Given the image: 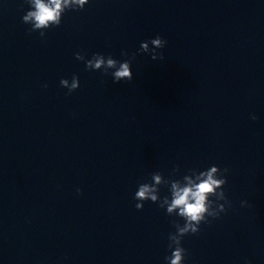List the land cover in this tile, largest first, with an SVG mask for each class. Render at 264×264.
<instances>
[{
    "label": "clouds",
    "instance_id": "clouds-1",
    "mask_svg": "<svg viewBox=\"0 0 264 264\" xmlns=\"http://www.w3.org/2000/svg\"><path fill=\"white\" fill-rule=\"evenodd\" d=\"M77 3L81 7L86 3V0H65V3ZM37 12L36 13H29L28 16L23 17L25 21L29 18L34 17L37 24L36 26L39 27L40 25L46 24L49 20H55L58 15V10L61 6V0H51V4L54 7H50L45 5L42 0H35ZM162 37L157 36V38L152 41L155 45L160 46ZM164 40V39H163ZM165 43H167L164 40ZM146 49V44L144 45ZM160 59H163V54L161 53ZM92 61H88V66H92ZM103 63V59L99 58L95 61V67L99 68L100 65ZM115 61L112 59L108 60V66L112 67L115 66ZM115 80L114 83L120 82L123 78H127L128 81H131L133 75L129 73L128 63L125 62L120 65V69L115 72ZM62 84L67 85L66 80H62ZM46 87V85H45ZM78 87L77 81L74 79L73 84L71 86L72 89ZM71 93V90L69 91ZM252 120H255L256 117L253 115L251 117ZM223 174L228 171L227 168L223 169ZM217 172V167H212L211 171L207 173H202V175H206V179L202 180L199 184L179 188L176 185H173L174 192H173V200L171 205L168 208V212L171 213L174 209H180V215L185 217L186 223L183 228L177 229V234L173 237L169 234V241H173L175 243V247H173V243H169L168 247L172 249L171 255L165 257L166 264H184V259L186 255V250L182 247V239L187 234H196L199 232L198 225L202 220H205L204 213L207 211L205 202L208 193H212L215 187H218L221 183L226 184L227 180L226 177L222 180L214 179V174ZM157 182H159V177L156 178ZM151 189L147 186H141L140 190L136 193L137 198H144L146 196L151 195ZM77 192H80V189H77ZM151 199L153 201L156 200L155 195H151ZM242 206L247 205V201H242ZM135 207L140 210L142 206L137 204ZM208 221H205V223ZM245 264H248L246 261Z\"/></svg>",
    "mask_w": 264,
    "mask_h": 264
}]
</instances>
